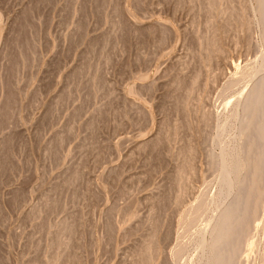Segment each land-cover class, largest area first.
<instances>
[{
	"label": "rangeland",
	"instance_id": "374dc122",
	"mask_svg": "<svg viewBox=\"0 0 264 264\" xmlns=\"http://www.w3.org/2000/svg\"><path fill=\"white\" fill-rule=\"evenodd\" d=\"M195 2L0 0V264H51L54 255L56 264H136L152 223L157 263L181 245L173 263L194 258L197 224L183 230L180 208L214 180L208 153L216 117L232 105L218 98L227 77L264 48L255 0L231 24L219 10L229 1L214 18ZM212 30L223 51L208 53ZM182 143L195 149V172L175 208ZM263 223L264 206L253 218ZM259 228L248 252L264 241ZM57 237L68 245L57 249Z\"/></svg>",
	"mask_w": 264,
	"mask_h": 264
},
{
	"label": "bare ground",
	"instance_id": "6f19581e",
	"mask_svg": "<svg viewBox=\"0 0 264 264\" xmlns=\"http://www.w3.org/2000/svg\"><path fill=\"white\" fill-rule=\"evenodd\" d=\"M190 1L194 2V4H196L195 1H197V0H190ZM220 1H223V0H203V1L199 0V4L201 2L203 5L204 4L203 2H205L204 5L206 6V8L208 10L207 14L210 13V16L213 17V12L217 8L216 6L219 4ZM225 1L226 0H224V2ZM227 1H229V2H227ZM227 1L226 2H227L228 6L226 5L227 7H225V5H224L225 8H223V9L221 8L219 10H220L221 15L228 16L225 18L228 22H230L229 24H231V22L233 20L235 21V19L240 20L241 18H243L244 11L247 9V7L244 4L245 0H240L243 3V8L240 10L238 9L239 11H237V10H235V6L233 7L230 3V2H233L234 0H227ZM234 2H236V0ZM255 2H256V5L252 10L254 12L253 17H254L255 21H258L262 24L261 33H262V36L264 38V0H255ZM200 8H202V7H200ZM207 10H205V11H207ZM218 14H219V12H218ZM218 19H219V16H218ZM226 20H224V22ZM254 20H252L251 18L247 19V21H246L247 30H249L251 28ZM122 21H123V19H122ZM227 21H226V24H228ZM209 25H210V27L213 26L210 23H209ZM207 27H209V26H207ZM222 27H224V26H222ZM240 28H241V26H240ZM209 30H210V28H209ZM214 33L215 32L212 30L210 38H208L209 36L207 37L208 39L212 40V41H210V43L208 45L209 49H210L209 50L210 52H208V53H214L215 51H219V49H220V48H218L219 46L216 44L217 40L215 39L216 36ZM202 43H203V40H202ZM202 46L204 47V44H202ZM203 47H201V49H203ZM221 51H223V50H221ZM202 53H203V51H202ZM205 56H207V54ZM213 56H215V55H213ZM213 56H210V58H212ZM256 56L257 57L255 58V60H253V61L251 60V62H248L245 65H242V67H239V68L237 67V69H235L227 77L225 87H224L223 91L220 93V95L218 96V98H222V99L225 98V100L224 99L223 100L226 102L227 105L228 104H232V105L229 108V110H226V111L223 110V113L220 117H219V115H218V117H216V120H215L216 122L214 124L215 125V130H214L215 134H214V136H212V138L210 140V144L212 146H211V149H209L208 158H209L210 164L214 167V180L209 182L207 184V187H209L210 185H214L216 187V189L214 191H211V193H210L206 187L191 203L180 208V210H181L180 211V221L182 223L181 227L183 230H187L194 223L197 224V228H195V229H197L196 234H194L195 236L189 242V245H190V247H192L195 244H197L198 247L197 246L196 247L198 248V250L196 253L194 252L195 253L194 258L189 259V260L187 259L189 262H187L185 257L183 258L186 260V262L188 264H254L253 263L254 259L258 260L260 262V264H264V241L261 243L262 240H260L261 245L260 246L258 245L259 247L256 248V246L258 244L257 243L258 242V233L260 230V228L258 229V227H262L264 225L258 226V227H255L253 225L254 216L256 214H258L260 212V210L262 209V206H264V48L260 49L258 51V55H256ZM202 57H203V55H202ZM206 61L207 60H205L204 62H206ZM206 64L207 63H205V66H206ZM139 78L144 79V76H140ZM191 80H193V79H191ZM191 82H192V84L190 85L191 87L188 89V91H186L187 92L186 99L184 98L185 101H183V103L187 102L186 100L188 99L191 92H193L195 90L194 87H195L196 82H198V81L195 77L194 80ZM144 86H146V85H144ZM175 86H176V84H175ZM128 93H135V88L132 86L129 87ZM231 96L232 97L235 96L234 97L235 99H233L230 102L228 99L232 98ZM180 97H181V95H180ZM191 97H192V95H191ZM191 99H193V98H191ZM136 105L137 104H135L134 106H136ZM179 105H180V103H179ZM181 105H183V104H181ZM194 106H196V105H194ZM132 107H133V104H132ZM138 107H140V106L137 105V108L134 107L135 110L136 109L139 110ZM179 107H181V106H179ZM132 110H133V108H132ZM138 110H137V112H138ZM194 110L195 109H193V111ZM200 111H202V109ZM201 113L204 114L203 111ZM203 116H202V118H203ZM206 117H207V115H206ZM208 119H209V117H208ZM208 119H207V121H209ZM199 120H200V118H199ZM204 121H205V119H204ZM181 124L183 125V123H181ZM205 124L206 123H204V125ZM168 125H171V123L170 124L168 123ZM182 125H180V127ZM162 126H164V125H162ZM176 126H177V124H176ZM169 130H171V129H169ZM157 136H158V134H157ZM160 137L158 136L155 138V141L153 142L155 145H157L158 143L159 144L163 143V141L160 142L161 140H163ZM167 137H169V136H167ZM170 137H171V134H170ZM189 140H190V142H192L191 139H189ZM146 141L149 142V140H146ZM207 141H209V140L207 139ZM153 143H152V146H155V145H153ZM184 144H186V142H184ZM184 144H183L184 151H182V152L179 151V152H181V155L178 154L179 156H181L180 157L181 162L179 163V165H177L178 166L177 170L176 169L173 170V174H174V171H176L175 172V178L173 181H175V183L177 182L178 189H179V194L176 197V205H174V207L176 206L175 208L181 206L182 202H180L181 201L180 199H181V196L184 195V194H182V192H183V188L185 186L186 179L189 178V177H187L189 175V172L190 171L195 172V167L193 168V164H192L193 161H191L192 160L191 156L193 155V150L195 152V149H193L192 146H187L185 148ZM163 145H164V143H163ZM213 146L218 147L219 151H215V148ZM179 150H181V149H179ZM182 150H183V148H182ZM194 157H193V159H195ZM194 172L192 174H194ZM68 178H70V177L68 176ZM74 178L75 177L73 176V179ZM68 181H69V179H68ZM66 183H67V181H66ZM65 186H66V184H65ZM67 186H69V184ZM173 186H175V185L173 184ZM173 188L175 189V187H173ZM175 196L176 195H174V198H175ZM44 201H42V202H44ZM40 206H42V204ZM35 207L37 209V206H35ZM50 208H51V205H50ZM121 209H122V207H121ZM63 222L61 221V224ZM67 224H69V222L66 223V225L63 224L64 226L61 225L60 227L62 229L64 227L65 230L69 229L71 225L68 226ZM70 224H72V223H70ZM59 225H60V223H58L57 226H59ZM155 225L156 224H154V223L151 224L149 234L141 242V245L140 246L138 245L139 251H138V254L136 253L137 254L136 255L137 260L135 259L136 264H174L173 261L179 256V253L181 252V250L183 248L181 245V247L177 248V250H173L170 252V254L167 257V260L165 259L162 263H157V256L159 254V248H158L156 241H155L156 234H157L156 233L157 226H155ZM259 225H261V224H259ZM73 226L71 228H73ZM63 233L65 234V232H63ZM57 234H58V232H57ZM57 234H56V236H57ZM67 236H68V234H67ZM64 237H66V236H64ZM162 237H164V236H162ZM252 237H256V240H254V241L257 244L253 241L255 243V246L252 242L254 248H251L250 251L248 252L247 245L252 240ZM57 239H58V237H57ZM66 239H67V237H66ZM55 240H54V243H55ZM56 242L57 243H55V244H57V246H56L57 249L59 247L62 248L63 246L68 245L67 244L68 242L64 239H61V238L56 240ZM69 245H71L70 242H69ZM253 246L251 245V247H253ZM52 248L54 249V247H52ZM69 248H71V247H69ZM191 250L193 251V249H191ZM49 252H50V250H49ZM253 252L255 253V255L253 256V258L251 260H249L250 259L249 257L251 256V254ZM50 255H51V253H50ZM53 255H54V253L52 254V257H53ZM58 259H59V257L57 255L56 256L54 255V257L50 258L49 260H50L51 264H56ZM40 261L42 262V260H40ZM41 262H39V263H41ZM187 263H183V264H187ZM181 264H182V262H181Z\"/></svg>",
	"mask_w": 264,
	"mask_h": 264
}]
</instances>
